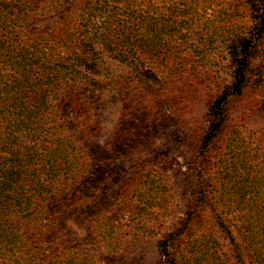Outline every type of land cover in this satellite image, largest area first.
I'll use <instances>...</instances> for the list:
<instances>
[{
    "label": "trees",
    "instance_id": "obj_1",
    "mask_svg": "<svg viewBox=\"0 0 264 264\" xmlns=\"http://www.w3.org/2000/svg\"><path fill=\"white\" fill-rule=\"evenodd\" d=\"M262 42L264 0H0V264H105L132 235L163 264H264V146L224 133L230 101L264 86ZM202 102L181 223L168 154L112 192L139 165L118 146L134 111Z\"/></svg>",
    "mask_w": 264,
    "mask_h": 264
},
{
    "label": "rangeland",
    "instance_id": "obj_2",
    "mask_svg": "<svg viewBox=\"0 0 264 264\" xmlns=\"http://www.w3.org/2000/svg\"><path fill=\"white\" fill-rule=\"evenodd\" d=\"M213 51L215 52L211 54V57L222 61V55H218L216 50ZM202 87L205 88L203 91L207 92L206 83ZM220 87H212L213 90L209 92H215V95ZM204 99L206 101V98ZM206 106L207 104L202 102L188 115L183 116L173 115L165 108H157L151 113H146L142 109L134 111L136 119L130 129L131 133H128L125 139L126 147L120 144L118 146L129 156L137 158L138 167H131L130 160L127 158L124 159L125 164L119 170L117 165L123 158L117 153L110 154L108 159L100 152L96 153V160L100 164H108L118 169V175L113 178L110 185L112 192L116 186H121V182L137 177L138 172L141 174L144 169H151L155 165L159 167L160 156L168 154V163L162 166L171 178L175 193V205L171 207L168 223L179 225L183 220V212L190 206L195 190V183L188 172V166L194 159L197 139L193 138L188 128L200 129V124L203 127ZM195 116L200 118V122L191 125L189 121ZM233 127L244 131L252 147H259L260 144L264 146V86L258 88L248 86L242 95L230 101L229 120L224 133ZM74 226L79 232L85 231L82 222H76ZM79 238L83 237L79 236ZM155 239L156 237L152 236H129L125 251L120 256L115 258L101 256V258L104 259L105 264H163L155 248Z\"/></svg>",
    "mask_w": 264,
    "mask_h": 264
}]
</instances>
